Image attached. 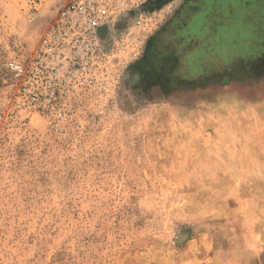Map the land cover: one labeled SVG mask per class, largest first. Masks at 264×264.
I'll use <instances>...</instances> for the list:
<instances>
[{
	"label": "rangeland",
	"instance_id": "1",
	"mask_svg": "<svg viewBox=\"0 0 264 264\" xmlns=\"http://www.w3.org/2000/svg\"><path fill=\"white\" fill-rule=\"evenodd\" d=\"M52 1L0 0V264H264V0H138L139 53L58 131L7 70Z\"/></svg>",
	"mask_w": 264,
	"mask_h": 264
},
{
	"label": "built area",
	"instance_id": "2",
	"mask_svg": "<svg viewBox=\"0 0 264 264\" xmlns=\"http://www.w3.org/2000/svg\"><path fill=\"white\" fill-rule=\"evenodd\" d=\"M24 1L34 15L48 0ZM51 5V24L31 59H10L7 70L20 102L46 118L50 131H58L83 115L96 116L80 104L112 84L110 66L119 53H139L146 19L140 10L137 14L138 0H53Z\"/></svg>",
	"mask_w": 264,
	"mask_h": 264
},
{
	"label": "flooded vegetation",
	"instance_id": "3",
	"mask_svg": "<svg viewBox=\"0 0 264 264\" xmlns=\"http://www.w3.org/2000/svg\"><path fill=\"white\" fill-rule=\"evenodd\" d=\"M200 1H203V0H187V2L185 4H183L182 8L185 11L187 10L188 11L187 13H194V12H196Z\"/></svg>",
	"mask_w": 264,
	"mask_h": 264
},
{
	"label": "water",
	"instance_id": "4",
	"mask_svg": "<svg viewBox=\"0 0 264 264\" xmlns=\"http://www.w3.org/2000/svg\"><path fill=\"white\" fill-rule=\"evenodd\" d=\"M164 0H149L145 5L142 7L143 9L147 8L149 10H155L156 8H160Z\"/></svg>",
	"mask_w": 264,
	"mask_h": 264
}]
</instances>
